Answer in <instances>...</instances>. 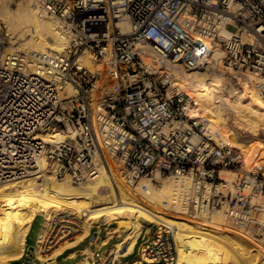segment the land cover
<instances>
[{
    "label": "built area",
    "instance_id": "1",
    "mask_svg": "<svg viewBox=\"0 0 264 264\" xmlns=\"http://www.w3.org/2000/svg\"><path fill=\"white\" fill-rule=\"evenodd\" d=\"M35 1L72 41L64 52H15L0 21V181L28 174L41 156L74 185L111 174L110 163L131 185L186 176L194 216L224 210L264 250V164L250 166L235 143L217 141L173 81L177 64L205 69L219 51L222 67L253 75L264 99V0ZM85 53L99 68L80 60ZM48 132L68 140L46 141ZM113 258L101 252L89 264H177L173 232L156 227L135 258Z\"/></svg>",
    "mask_w": 264,
    "mask_h": 264
},
{
    "label": "bare ground",
    "instance_id": "2",
    "mask_svg": "<svg viewBox=\"0 0 264 264\" xmlns=\"http://www.w3.org/2000/svg\"><path fill=\"white\" fill-rule=\"evenodd\" d=\"M13 2H16V9L12 7ZM0 18L16 45L12 51L44 55L48 51L64 52L69 46L72 35L68 29L57 20L46 17L34 0H0ZM119 25L124 32L130 29L127 22ZM148 48L153 58L161 56ZM220 57L219 51L211 55L207 68L216 70L214 73H200V69L184 72L185 69L177 64L184 70L173 69L178 80V83L174 82L175 88L179 92L187 89L193 93L195 106L198 104L203 109L213 106L210 112L214 109L216 120L221 118L220 124L225 123L227 132L234 134L235 144L248 157L250 166L260 167L259 162H264L260 159L264 156H259L262 150L256 143L261 141L259 137H264V99L255 89L253 75L238 78L237 84L227 78L217 67ZM83 62L90 66L87 59ZM221 112L224 119L220 117ZM210 129L214 137V130ZM43 136L49 142L68 140L67 135L57 132ZM225 140L227 142L228 138ZM109 167L111 174L108 170H101L96 178L74 185L68 180H57L54 170L41 156L28 174L0 184V264H12L9 261H17L22 256L25 237L37 216L43 218L35 247V255L39 259H42L41 252L53 222L57 219L62 222L65 217H70L79 222L83 232L80 239L93 227L107 228L113 223L121 225V230L114 228L108 231L107 236L98 237L105 243L114 234L117 237L121 232L125 234L108 250L114 255V262L120 256L131 254L138 237L156 225L160 226L158 229L173 232L177 264H255L253 254L261 258L257 264H264V250L256 241L245 237L236 228L233 229L241 237L223 228L222 223L232 228L224 210H215L208 215L202 212L201 219L193 215L189 200L194 201L195 192L188 177L162 178L156 175V186L151 179L143 178L131 185L117 166L110 163ZM225 173L226 179L232 178L231 173Z\"/></svg>",
    "mask_w": 264,
    "mask_h": 264
},
{
    "label": "rangeland",
    "instance_id": "3",
    "mask_svg": "<svg viewBox=\"0 0 264 264\" xmlns=\"http://www.w3.org/2000/svg\"><path fill=\"white\" fill-rule=\"evenodd\" d=\"M35 1V0H34ZM16 2H13V4H12V7L14 8V9H16ZM46 15V17H48V18H51V19H54V20H57L59 23H61L63 26H65L66 27V25L60 20V19H58V18H56V17H52V16H49V15H47V14H45ZM0 21L2 22V24H3V27H4V30H5V32H7V28H6V26L4 25V23H3V21L1 20V18H0ZM7 34H8V36H9V41H10V49H15V47H16V45L14 44V41L11 39V36L9 35V33L7 32ZM12 40V41H11ZM71 41H72V37L69 39V45H70V43H71ZM16 52H25V51H23V50H17ZM49 52V51H48ZM88 60L89 61V64L88 65H90L89 67H91L92 69H94V68H99L98 66H96L95 64H94V62H92L91 61V59H90V57H89V54H87V53H85L82 57H81V61H85V60ZM84 63V62H83ZM85 65H86V63H84ZM87 66V65H86ZM178 67V66H177ZM175 67V69H178V70H180V71H183L182 70V68H180V67ZM217 67H219L220 69H222L223 70V72L225 73V76L227 77V78H231V80L232 81H234L233 83H236L237 82V79L239 78V79H243V78H245L246 77V75H244V76H238V75H235V73H233V72H231V71H229V70H227V69H225L224 67H222V65L220 64V63H218L217 64ZM175 69H174V71H175ZM201 71H200V73H203V72H207V73H214L216 70H214V69H211V68H205V69H200ZM101 71L103 72L104 70L103 69H101ZM184 72H186V69L184 70ZM190 72H192V71H190ZM176 76L174 75V78H173V81L175 82V83H178V80L175 78ZM236 79V80H235ZM230 81V80H229ZM229 84H230V82H229ZM237 84V83H236ZM115 87H117L116 86V81H110V85H109V88L110 89H114ZM240 90H242V89H240L239 88V91ZM181 91V93L183 94V96L186 98V97H189V98H191V99H195V95H193V93H191L189 90H187V89H181L180 90ZM242 93V92H241ZM243 94V93H242ZM196 102V101H195ZM210 107H213V106H210ZM209 106H207V108H205V109H203V108H201V106H199L198 104L196 105V109L194 110V111H196L197 113H198V115L199 116H204V117H207L209 120H210V122H211V125H210V128H212L213 130H214V132H213V135H214V138L217 140V141H224V142H226V140H225V137H227L228 138V141H230V142H233V143H235V140H234V134H232L231 132H227V127H226V124L224 123V125H221L220 124V120H221V118L220 119H217L216 120V118L214 117V113H213V110L214 109H212V111L210 112V108ZM223 112H221L220 113V117H222V119H224V117L225 116H223ZM210 115H212L213 116V118H215V119H213V118H211V116ZM228 120V119H227ZM222 122H223V120H222ZM222 136H224V138L223 139H221V137ZM259 139L261 140V141H259V142H257L256 144H257V146L258 147H260L261 148V150H262V153H261V155H259V156H264V137L263 136H261V137H259ZM245 140V139H244ZM246 141H247V139H246ZM236 146H238L240 149H241V147L239 146V145H237L236 144ZM243 147H245L244 149H246V146H242V148ZM242 150V149H241ZM247 151H249V149H247ZM260 160H264V157L263 158H261ZM260 164H259V166H261L262 164H264V162H259ZM222 175L224 176V177H226L225 175H226V173L225 172H223L222 173ZM233 176V175H232ZM231 176V177H232ZM22 179V178H21ZM143 179H147V178H143ZM8 182H10V181H5V182H0V184H4V183H8ZM138 183V182H137ZM151 183L154 185V186H156L157 185V181L154 179V181L152 182V180H151ZM215 213H213V215H214ZM38 218H40L41 220H43V218H42V216H37ZM201 216H199V219H201L200 218ZM40 219H38V220H36V222L34 223V225H33V227H32V229H31V231H30V233H29V235H28V238H27V245H28V248H30V247H33V246H35V241H36V239H37V237H38V234H39V232H40V230H41V225H42V221L40 220ZM68 221V222H67ZM70 221V222H69ZM61 224V225H60ZM223 224V228L224 229H227V230H231V231H234V232H236L237 233V235L239 236V237H241L239 234H238V232L236 231V230H234L233 228H227V226L225 225V223H222ZM121 225H119V224H117V223H113L110 227H105V228H101L102 230H106L107 229V231H110L111 229H114V228H117V229H119V230H121L122 229V227H120ZM156 227H160V226H156V225H153L151 228H150V230L148 231V232H145L144 234H143V236H139L138 237V239L136 240V243H135V247H134V250L132 251V253L131 254H129V255H127V256H120V257H123V258H125L126 260H130V259H133V258H135V255H136V253H137V251L139 250V248H140V245H141V243L142 242H144L146 239H147V237L150 235V234H152L153 233V231H154V228H156ZM94 229H98V228H95V227H93ZM55 229V230H54ZM76 229V230H75ZM57 230V231H56ZM82 229L80 228V225H79V222L77 221V220H73L72 218H70V217H65L63 220H62V222L61 221H59L58 219L56 220V221H54L53 222V224H52V230L50 231V235H49V237H48V239H47V241H46V243H45V246L49 243V241L50 240H57V241H59V240H63V239H65L66 237H69V236H73L75 239H77V237H78V239L83 235V232L81 231ZM63 233H62V232ZM64 232H66V233H64ZM56 233V234H55ZM55 234V235H54ZM82 234V235H81ZM59 235V236H58ZM125 234L123 233V232H121L120 233V236H119V238H118V240L119 239H121L123 236H124ZM121 237V238H120ZM252 243V242H251ZM44 246V247H45ZM22 257V256H21ZM19 258L18 260H20V262H25V261H23V260H21L22 258ZM119 257V258H120ZM28 259H32V258H29L28 257ZM253 259L255 260V264H257L260 260H261V258H260V256H258L257 254H253ZM12 261H14V260H11V261H9V263H12Z\"/></svg>",
    "mask_w": 264,
    "mask_h": 264
},
{
    "label": "crops",
    "instance_id": "4",
    "mask_svg": "<svg viewBox=\"0 0 264 264\" xmlns=\"http://www.w3.org/2000/svg\"><path fill=\"white\" fill-rule=\"evenodd\" d=\"M38 219L40 218L36 217L35 220L31 223L29 232L25 237V245L23 248L21 260L25 261L27 264H89L90 261L96 256V254L108 251L113 243H115L119 238L117 237V234H114L113 236H110L105 243H102L101 240L98 239V237L100 236L102 238L107 236V229L102 230L101 228H91L90 232L86 236H83L81 239L79 238L75 240L73 236H69L59 241L50 240L41 252L42 259H39L35 255V247L37 246L36 243L35 246H33V249H30L31 247L28 248L27 245L28 235L34 223ZM61 249L63 250L60 251V253L57 252ZM55 251L56 255L54 254ZM86 252L89 253V255L91 253V255L87 256L88 254ZM28 257L32 259H28Z\"/></svg>",
    "mask_w": 264,
    "mask_h": 264
},
{
    "label": "water",
    "instance_id": "5",
    "mask_svg": "<svg viewBox=\"0 0 264 264\" xmlns=\"http://www.w3.org/2000/svg\"><path fill=\"white\" fill-rule=\"evenodd\" d=\"M30 249H33V247H31ZM19 263H20V260L12 262V264H19Z\"/></svg>",
    "mask_w": 264,
    "mask_h": 264
}]
</instances>
